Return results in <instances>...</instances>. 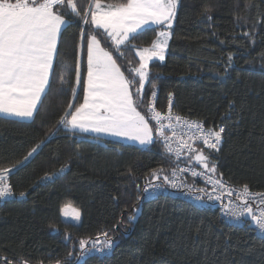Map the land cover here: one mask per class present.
<instances>
[{"label":"trees","instance_id":"1","mask_svg":"<svg viewBox=\"0 0 264 264\" xmlns=\"http://www.w3.org/2000/svg\"><path fill=\"white\" fill-rule=\"evenodd\" d=\"M76 3L81 16L90 17L93 0ZM56 10L71 25L61 33L51 90L31 122L0 117V169H12L7 177L17 196L0 205V264H6L3 258L11 264H67L81 251L79 240L103 233L115 242L113 253L81 264H264V238L224 223L217 210L169 197L142 200L143 187L164 181L173 164L155 137L148 148H139L58 123L69 103L73 109L83 103L81 29L86 40L96 35L112 53L133 81L134 99L139 87L132 71L139 67L135 52L151 47L165 29L137 34L130 40L134 47L120 46L121 56L101 29L83 24L67 6ZM170 31L165 62L150 65L138 111L148 120L150 85H155L160 111L171 94L178 114L224 127L219 151H204L216 163V176L264 191V0H178ZM65 206L81 213V224L63 221ZM134 208L139 209L136 219L129 221Z\"/></svg>","mask_w":264,"mask_h":264},{"label":"snow or ice","instance_id":"2","mask_svg":"<svg viewBox=\"0 0 264 264\" xmlns=\"http://www.w3.org/2000/svg\"><path fill=\"white\" fill-rule=\"evenodd\" d=\"M178 0H119L116 3H108L102 6L101 0H93L95 11L81 16L76 0H0V114L17 117L22 120H30L37 113V106L42 104V96L50 91V77L54 75V61L58 57V42L62 29L71 25V21L65 18V14L57 11V6L70 8L71 13L80 17L83 24L91 23L97 29H103L106 35L115 45L119 55L120 46L131 45L130 37L136 38L146 26L166 25L171 28L172 21L176 17ZM89 5V7H93ZM211 19V17H209ZM170 33L161 31L156 41L150 48L138 51L139 67L132 69L138 80L139 87L135 89L133 98L131 85L133 81L125 77L120 65L112 53L100 46L96 35L85 39L81 29V51L86 57V95L83 103L73 109L69 103L67 109L60 117L58 123L73 131H91L105 133L114 136H124L138 141L141 145H151L153 141V128L140 111L137 110L138 100L143 101L142 90L149 79V62L153 58L163 61L164 53L168 47ZM231 61V56L229 57ZM62 79V78H61ZM81 85V69L79 63L75 68V86ZM155 85H150V95L153 100L149 108L151 119L157 125L159 139L164 144L167 152L179 157L182 153L189 154V160L201 166L202 171L195 169H179L181 173L190 171L193 176H207L206 183L212 185L214 191L219 189L226 192L231 203V196L235 192L241 200L237 211L227 212L238 221L254 223L261 232H264V193H253L249 186L244 184L240 191L226 186L222 174H217V167L203 148L197 149L194 145L200 141L207 149L219 151L224 127L215 130L205 128L203 122L190 121L172 111L171 94L167 114L162 115L156 110ZM47 90V91H46ZM75 98V87L69 89ZM234 103V102H233ZM163 121H167L164 124ZM165 129L171 132V136L165 134ZM177 141V147L173 149L172 140ZM39 147V145H37ZM36 148H33L28 156H31ZM28 157L26 156L25 159ZM67 167V165L65 166ZM12 169H0V199L11 196L12 188L7 183L8 173ZM64 168L60 169L63 172ZM177 170L172 172L176 176ZM153 175L159 179L154 171ZM216 176V178H213ZM171 188H180L184 185L176 180H170L169 176L163 178ZM164 184L146 186L142 191L145 198L152 196L157 189ZM151 188V190H150ZM199 191H203L200 189ZM24 196L25 193H20ZM211 200L213 196L208 195ZM139 199V197H138ZM201 200V196H196ZM221 200L220 195L214 197ZM256 205V211L253 210ZM138 208H134L129 221L136 219ZM64 215L68 216L67 210ZM75 221L80 220L79 211L72 213ZM104 241L97 238L95 241L79 240V247L85 250L89 256L93 252L104 253L110 251L115 242L108 237ZM6 264V258H3ZM86 264V262H85Z\"/></svg>","mask_w":264,"mask_h":264},{"label":"built area","instance_id":"3","mask_svg":"<svg viewBox=\"0 0 264 264\" xmlns=\"http://www.w3.org/2000/svg\"><path fill=\"white\" fill-rule=\"evenodd\" d=\"M158 92L156 91V99H155V107L157 111H160L157 108V101H158ZM170 98V97H169ZM169 98H168V102H169ZM171 100H172V105H173V96H171ZM153 104V100L152 97L150 95L149 97V101H148V105H147V118L148 121L151 125V127L153 128V133H154V137L155 140L158 142V144L160 145V147L162 148L164 154L169 157L172 160V168L169 171V179L170 180H176L177 182H180L184 185V187H180V188H171L167 183H165L164 181H160V182H153L151 183L152 185H159V184H164L163 188L161 189H157L156 191L153 192L152 196H149L148 198H145V195L143 193V189L146 186H150L149 184H146L143 189L141 190V196H142V200L143 201H151L154 199H157L159 197H169V198H173V199H178L181 201H184L188 204H191L199 209H215L217 210L220 218L222 219V221L230 226H234V227H239V228H248V229H252L253 232L255 233V235L258 238H264V232H261L258 227L254 224V223H244L242 220L238 221L236 219H234L232 216L227 215V212H231V211H237L238 210V206L241 204V200L237 198L236 193L234 192L233 195L231 196V203H229V197L227 195L226 192L220 191L219 189H217L216 191L213 190L212 185L209 183H206L208 177L207 176H193L191 174L190 171H185L183 173H181L179 171V169H195L196 171H202L201 166H199L198 164H196L194 161H190L189 160V154L187 152L182 153L179 157H177V155L175 154V152L173 153H169L166 151L164 144L160 141L159 139V133L157 131V125L155 123V121L153 119H151V112L149 111V108L152 106ZM167 109H168V103H167V108L165 111H160L162 115H166L167 114ZM172 111L174 114H178L177 112L174 111V108L172 107ZM180 115V114H179ZM182 116V115H181ZM185 117L186 119L190 120V121H197V122H201L195 119H191L189 117L186 116H182ZM164 124H167V121H163ZM204 124V123H203ZM205 128H209L204 124ZM222 127V126H219ZM219 127H211L215 130H218ZM225 129V128H224ZM165 134L168 136H171V132L167 129H165ZM225 138V131L224 133H222V137H221V142L218 145V147L222 144V142L224 141ZM171 146L173 147V149H175L177 147V141L175 139L172 140L171 142ZM197 149L203 148L204 151L206 150H210L207 149L200 141H196L195 145H194ZM176 169V176L172 175L173 170ZM213 178H216L215 176ZM7 183L10 184L8 177H7ZM11 185V184H10ZM226 186L234 188L237 192L241 190L242 186H233L230 185L228 183H226ZM12 188V186H11ZM250 188V187H249ZM200 189H203V191H199ZM151 190V188H150ZM251 192L253 193H264V191H255L253 189H251ZM211 194L213 196V199H209L208 195ZM216 195H220L221 196V200H215L214 197ZM196 196H201L202 199L201 200H197ZM24 196H19V198H23ZM17 198L16 194L13 191L12 188V195L2 198L0 199V205L3 204L6 201L9 200H13ZM253 210L256 211V205L253 204ZM100 241H104L105 237H98ZM97 239V238H96ZM91 240V241H95ZM90 241V242H91ZM90 247V244L86 246V249ZM86 249L85 250H81L79 251L72 259L70 262H68L67 264H81L85 261L86 258H88L89 256L86 254ZM115 250V244L113 246V248L110 251H106L104 253H99V252H93L90 257H107L110 254L113 253V251Z\"/></svg>","mask_w":264,"mask_h":264},{"label":"rangeland","instance_id":"4","mask_svg":"<svg viewBox=\"0 0 264 264\" xmlns=\"http://www.w3.org/2000/svg\"><path fill=\"white\" fill-rule=\"evenodd\" d=\"M102 6H106L104 3H101ZM177 7H178V3H177ZM95 7H94V11H95ZM176 13H177V9H176ZM175 24V19L172 21V25H171V28L174 26ZM158 27H163L165 30L163 31H167L170 33V39L168 41V46H169V43H170V40H171V31L170 29L171 28H168L166 25L164 26H158V25H151L150 27L149 26H146L142 31H145L146 29H150V28H158ZM103 32L104 30L101 29ZM162 30L159 31V33L161 32ZM159 36V34H158ZM158 38V37H157ZM132 38L130 37V40ZM111 40V39H110ZM157 40V39H156ZM155 40V41H156ZM112 42V41H111ZM114 45V44H113ZM100 46L102 47L101 43H100ZM123 46V45H122ZM103 48V47H102ZM150 48V47H149ZM139 50H142V49H138L135 53H136V57L137 59L139 60V55H138V51ZM167 52H168V47L167 49L165 50V53H164V56H165V59H166V56H167ZM165 59L163 61H159L158 59L156 58H153V60H151L149 62V67L150 65L153 63V62H159V63H163L165 62ZM140 63V61H139ZM122 71V70H121ZM146 83V82H145ZM143 91V90H142ZM86 95V77H85V83H84V96ZM134 98V97H133ZM138 110V109H137ZM150 124V123H149ZM151 126V125H150ZM76 131V130H75ZM79 132V131H78ZM92 134L94 136H99L101 138H105V139H110V140H115V141H120L124 144H128V145H134V146H137L139 148H148L150 145H141L138 141H135V140H131L127 137H124V136H114V135H109V134H105V133H95V132H92ZM153 141H154V133H153ZM67 210L69 215L68 216H65L64 215V211ZM75 211H78L77 209H75L74 207L72 206H65L63 209H62V212H61V216H62V219L64 222L66 223H71V224H74V225H79L81 224L82 222V215L80 213V220L79 221H75L73 218H72V213H74Z\"/></svg>","mask_w":264,"mask_h":264},{"label":"crops","instance_id":"5","mask_svg":"<svg viewBox=\"0 0 264 264\" xmlns=\"http://www.w3.org/2000/svg\"><path fill=\"white\" fill-rule=\"evenodd\" d=\"M93 11H94V7H93ZM64 28H65V27H64ZM64 28L62 29V31L64 30ZM61 33H62V32H61ZM58 44H59V42H58ZM57 47H58V46H57ZM54 64H55V61H54ZM50 81H51V77H50ZM46 91H47V90H46ZM43 97H44V96H42V99H43ZM39 106H40V105L37 106V109L39 108ZM35 115H36V113L34 114V117H35ZM0 117L8 118V119H14V120L22 121V122H31V121L34 119V117H33V118L30 119V120H22V119L17 118V117L4 116V115H2V114H0ZM72 131H73V130H72ZM78 131H79V132H78ZM75 132L82 133V134H86V135H90V136H94V135L92 134L91 131H87V132H85V131H81V130L77 129ZM94 137L101 138V137H99V136H94ZM104 139H105V138H104Z\"/></svg>","mask_w":264,"mask_h":264}]
</instances>
